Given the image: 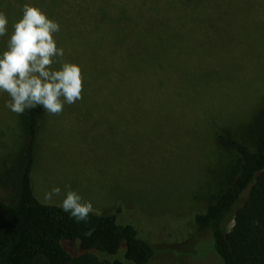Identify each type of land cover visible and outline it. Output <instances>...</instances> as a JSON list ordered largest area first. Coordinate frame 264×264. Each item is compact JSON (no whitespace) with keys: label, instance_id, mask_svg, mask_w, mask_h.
Returning a JSON list of instances; mask_svg holds the SVG:
<instances>
[{"label":"rangeland","instance_id":"obj_1","mask_svg":"<svg viewBox=\"0 0 264 264\" xmlns=\"http://www.w3.org/2000/svg\"><path fill=\"white\" fill-rule=\"evenodd\" d=\"M78 5L47 15L61 26L54 38L63 60L81 66L85 80L82 101L66 104L61 115L45 112L41 121L32 174L38 200L61 207L70 189L93 213L120 210L118 223L155 247L150 264H222L211 234H199L194 219L241 169L220 133L246 144L256 138L255 118L264 110V0H206L185 31L167 36L172 51L146 50L149 62L135 70L118 23ZM6 17L0 54L21 19ZM9 100L0 92V199L14 204L27 138ZM54 187L61 195L46 201ZM126 251L110 259L127 262Z\"/></svg>","mask_w":264,"mask_h":264},{"label":"trees","instance_id":"obj_2","mask_svg":"<svg viewBox=\"0 0 264 264\" xmlns=\"http://www.w3.org/2000/svg\"><path fill=\"white\" fill-rule=\"evenodd\" d=\"M55 2L61 5L52 9ZM72 2L118 23L126 62L135 70L149 62L151 53L146 50L172 51L167 36L185 31L189 18L201 15L206 0H0V12L22 18L28 4L47 15H65L64 5ZM44 116L39 107L22 115L27 142L14 182L18 199L14 204L0 199V264H150L155 247L134 227L118 223L120 210L112 215L92 213L87 222L77 223L62 207L38 200L32 174ZM254 129V144L220 133L225 149L241 159V169L218 200L194 219L199 234H211L222 264H264V110L256 116ZM123 246L127 262L111 260Z\"/></svg>","mask_w":264,"mask_h":264},{"label":"clouds","instance_id":"obj_3","mask_svg":"<svg viewBox=\"0 0 264 264\" xmlns=\"http://www.w3.org/2000/svg\"><path fill=\"white\" fill-rule=\"evenodd\" d=\"M8 23L0 12V37L7 34ZM60 30V24L41 9L23 6L22 18L14 24L7 50L0 54V92L10 97L6 106L13 113L23 115L39 107L50 115H61L66 104L83 100L85 77L81 66L63 60L64 49L57 46L54 38ZM60 195L61 188L54 187L44 199L51 201ZM61 207L77 223L87 222L94 212L91 202L70 189Z\"/></svg>","mask_w":264,"mask_h":264},{"label":"crops","instance_id":"obj_4","mask_svg":"<svg viewBox=\"0 0 264 264\" xmlns=\"http://www.w3.org/2000/svg\"><path fill=\"white\" fill-rule=\"evenodd\" d=\"M32 185H33V183H32ZM33 190H34V188H33ZM35 193V192H34ZM36 195V194H35ZM37 197V196H36ZM42 203V202H41ZM44 204V203H43Z\"/></svg>","mask_w":264,"mask_h":264}]
</instances>
